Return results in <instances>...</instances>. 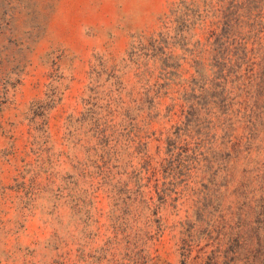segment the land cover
<instances>
[{"label":"rangeland","instance_id":"obj_1","mask_svg":"<svg viewBox=\"0 0 264 264\" xmlns=\"http://www.w3.org/2000/svg\"><path fill=\"white\" fill-rule=\"evenodd\" d=\"M181 2L0 0V264H264V0Z\"/></svg>","mask_w":264,"mask_h":264},{"label":"trees","instance_id":"obj_2","mask_svg":"<svg viewBox=\"0 0 264 264\" xmlns=\"http://www.w3.org/2000/svg\"><path fill=\"white\" fill-rule=\"evenodd\" d=\"M185 0H182L181 4H186L184 3ZM183 9V7L181 8ZM184 11L183 12H180L177 13L173 19H171V21H173V23L176 25V27L180 28L181 30V34L182 33H185L186 32V29L191 26V24H193L192 22L195 21L197 18L199 19V16H200V11L195 8V7H192V9L190 10L188 8V5L184 6ZM188 10V12H187ZM194 18V19H193ZM235 17L233 18L232 20V24L228 25L227 23L223 22V27L222 30L219 32L217 38H216V41H219V45H221L222 47L225 48V50L227 51L228 53V46L229 44L231 43H238V41L236 39H234V37L236 38L237 35L235 33V30H234V27H235V24H234V21H235ZM188 26V27H187ZM179 33V32H177ZM158 36H160L161 34L158 33L156 34ZM180 37V35H179ZM232 39V40H231ZM153 42H156V39H153ZM149 48L150 50H153L154 48V44H151L149 45Z\"/></svg>","mask_w":264,"mask_h":264}]
</instances>
